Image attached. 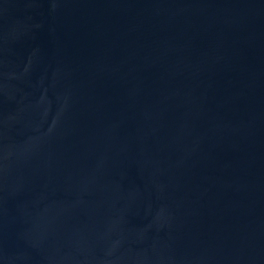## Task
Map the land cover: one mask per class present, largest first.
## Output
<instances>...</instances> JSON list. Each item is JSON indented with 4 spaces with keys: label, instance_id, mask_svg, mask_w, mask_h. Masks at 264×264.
I'll return each mask as SVG.
<instances>
[{
    "label": "water",
    "instance_id": "95a60500",
    "mask_svg": "<svg viewBox=\"0 0 264 264\" xmlns=\"http://www.w3.org/2000/svg\"><path fill=\"white\" fill-rule=\"evenodd\" d=\"M0 264H264V0H0Z\"/></svg>",
    "mask_w": 264,
    "mask_h": 264
}]
</instances>
